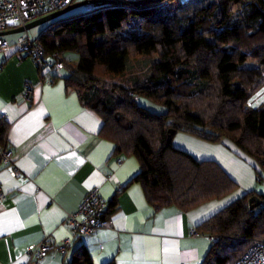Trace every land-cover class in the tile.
Here are the masks:
<instances>
[{
	"label": "trees",
	"instance_id": "16d2710c",
	"mask_svg": "<svg viewBox=\"0 0 264 264\" xmlns=\"http://www.w3.org/2000/svg\"><path fill=\"white\" fill-rule=\"evenodd\" d=\"M144 9L101 3L55 19L39 36L49 61L65 67L49 70V78H64L101 115L102 135L118 153L139 159L134 180L157 208L190 210L239 187L217 161L179 149V132L232 141L264 180V0H165ZM142 96L166 110L142 105ZM8 131L0 119V143H9ZM254 195L262 203L251 207ZM117 208L115 198L107 213ZM200 229L212 237L202 264H239L264 240V192H247ZM71 264L95 263L83 251Z\"/></svg>",
	"mask_w": 264,
	"mask_h": 264
},
{
	"label": "crops",
	"instance_id": "0c3cea01",
	"mask_svg": "<svg viewBox=\"0 0 264 264\" xmlns=\"http://www.w3.org/2000/svg\"><path fill=\"white\" fill-rule=\"evenodd\" d=\"M14 29L4 35L12 43L24 38ZM0 67V119L9 123L8 141L20 171L0 167L6 194L0 203V264H71L83 251L95 264H202L212 237L200 225L247 192H264L256 162L232 141L179 132L174 139L179 149L217 161L239 187L190 210L175 204L157 208L142 182L134 180L139 159L118 153L116 143L102 135L101 115L84 105L64 78H49V70L42 74L36 60L15 46L0 53ZM27 83L34 85L30 97ZM95 187L109 204L118 201L107 213L113 226L81 234L67 217ZM43 241L51 249L35 258L30 247Z\"/></svg>",
	"mask_w": 264,
	"mask_h": 264
},
{
	"label": "built area",
	"instance_id": "2783aa9c",
	"mask_svg": "<svg viewBox=\"0 0 264 264\" xmlns=\"http://www.w3.org/2000/svg\"><path fill=\"white\" fill-rule=\"evenodd\" d=\"M75 2L77 0H0V32L15 27H26L28 23L64 9ZM14 46L33 57L42 74L47 70L54 68L61 70L65 67L62 60L49 61L46 45L41 41L40 36L33 38L29 30H26L24 38L16 43L0 36V53L8 51ZM33 89L34 85L27 83L25 86L26 95L30 97ZM2 166H11L16 175L20 173L9 143H0V167ZM5 198L6 194L0 186V203ZM108 207L109 202L101 193L100 188L95 187L85 196L78 211L68 214L67 221L81 234H90L99 227H111L113 221L106 216ZM70 242L68 240L58 248L64 251ZM50 249L49 243L43 241L32 245L30 252L35 258H43ZM239 264H264V240L252 246L239 261Z\"/></svg>",
	"mask_w": 264,
	"mask_h": 264
},
{
	"label": "water",
	"instance_id": "95a60500",
	"mask_svg": "<svg viewBox=\"0 0 264 264\" xmlns=\"http://www.w3.org/2000/svg\"><path fill=\"white\" fill-rule=\"evenodd\" d=\"M164 1L165 0H137V1H135V0H80V1L75 2L74 4L69 5L68 7L64 8V9L55 11V12L50 13L46 16H43L37 20H34V21L28 23L26 25V27H24V26L23 27H17L16 29H14V31L15 32L16 31L21 32V31L29 30V29L37 26V25L53 21V20L57 19L58 17L66 14L72 10H75L79 7L86 6V5H95L96 6V5H99L101 3H104V4L121 3V4H134L135 6L139 7V6L147 5L151 2L162 3ZM11 31L13 32V30H11ZM8 33H10V32L9 31L0 32V36H4ZM261 203H262V200L258 195H254L250 198L251 207H256L257 205H259Z\"/></svg>",
	"mask_w": 264,
	"mask_h": 264
},
{
	"label": "rangeland",
	"instance_id": "374dc122",
	"mask_svg": "<svg viewBox=\"0 0 264 264\" xmlns=\"http://www.w3.org/2000/svg\"><path fill=\"white\" fill-rule=\"evenodd\" d=\"M77 1H80V0H77ZM135 1H137V0H135ZM159 4V3H158ZM155 5V2H151V3H149V4H147V5H144V6H139V7H141V8H143V7H145V9L147 10V9H149V7H152V6H154ZM94 5H86V6H82V7H79V8H77V9H75V10H72V11H70V13H76V12H80V11H83V10H86V9H90L91 7H93ZM144 9V10H145ZM53 23V21H50V22H46V23H43V24H40V25H37V26H35V27H33V28H31V29H29V31H30V34H31V36L33 37V38H37L43 31H45V30H47L50 26H51V24ZM25 33H26V31H23V32H19V33H16V34H20V35H25ZM24 37V36H23ZM63 43V39H58V40H55L54 41V45L57 47V48H59V46L61 45ZM65 54L68 56V57H70V56H72V54H74V55H76L77 57L75 58L74 56H72V57H74V58H72V59H75V60H79V55H78V53L75 51V50H68V51H66L65 52ZM71 58V57H70ZM263 93L261 92L257 97L259 98L261 95H262ZM139 102L142 104V105H145L146 107H148V104L150 105L149 107L152 109V110H154V111H165L166 109H165V107H163V106H158L157 104H155V103H153L152 101H149V99L148 98H146V97H140V99H139Z\"/></svg>",
	"mask_w": 264,
	"mask_h": 264
},
{
	"label": "flooded vegetation",
	"instance_id": "af4514ba",
	"mask_svg": "<svg viewBox=\"0 0 264 264\" xmlns=\"http://www.w3.org/2000/svg\"><path fill=\"white\" fill-rule=\"evenodd\" d=\"M54 21V20H53Z\"/></svg>",
	"mask_w": 264,
	"mask_h": 264
}]
</instances>
